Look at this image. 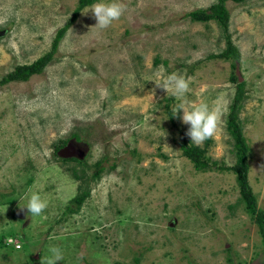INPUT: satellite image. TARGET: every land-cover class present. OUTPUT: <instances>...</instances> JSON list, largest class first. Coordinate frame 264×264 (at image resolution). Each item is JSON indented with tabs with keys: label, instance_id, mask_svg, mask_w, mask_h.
I'll return each mask as SVG.
<instances>
[{
	"label": "rangeland",
	"instance_id": "obj_1",
	"mask_svg": "<svg viewBox=\"0 0 264 264\" xmlns=\"http://www.w3.org/2000/svg\"><path fill=\"white\" fill-rule=\"evenodd\" d=\"M118 2L126 10L110 27L94 28L85 8L39 75L0 85V264H44L51 247L63 254L58 264H264L235 176L217 170L235 163L225 123L242 83L248 183L264 211V0L227 2L225 34L188 16L215 0ZM77 4L0 0V80L49 53ZM226 35L238 61L208 58L225 50ZM172 72L190 78L188 100L221 111V130L206 140L211 171L183 156L188 126L173 117L177 99L156 87ZM67 139L83 151L80 162L55 157ZM96 162L103 171L94 180ZM83 189L76 209L70 201ZM32 193L47 202L40 216L21 210Z\"/></svg>",
	"mask_w": 264,
	"mask_h": 264
},
{
	"label": "trees",
	"instance_id": "obj_2",
	"mask_svg": "<svg viewBox=\"0 0 264 264\" xmlns=\"http://www.w3.org/2000/svg\"><path fill=\"white\" fill-rule=\"evenodd\" d=\"M242 1L244 0H215L214 4H212L209 8L190 12L188 13V16L193 22L207 23L209 21H214L219 25V27H221L222 32L225 34L228 27L227 24L229 22V12L226 9V3H241ZM97 2L98 0H78L77 7L73 11L71 18L64 24L63 27L57 30L55 38L51 43L50 52L31 65L19 66L15 68L13 71L7 74L6 77L0 80V85H5L11 82H26L31 76L39 75L43 71V68L48 63H50L53 53H55L58 47L59 41H61L65 32L75 22L80 12ZM224 39L226 45L225 50H223L218 55H212L208 58H219L222 60L231 59L238 61L239 54L230 42V37L226 35ZM231 81H237V77L233 75ZM244 96V85L242 83H237L234 91V96L228 108V114L225 123L226 131L233 142L232 148L234 149L233 153L235 156V163L230 167H219L217 168V170L227 171L234 174L237 186L239 188L241 202L244 203L245 212L250 216V219L256 226L257 231L261 236L262 244L264 246V211H261L257 208L256 198L253 195L248 183L249 160L251 159L252 151L247 140L245 139V137H243L241 131L242 124L238 119V114L242 108ZM168 113L169 116H171V112ZM184 131H187V128ZM72 137L76 142H78L80 139L77 134L72 135ZM69 141L70 139H67V141H62L59 146L54 148L55 157H57L56 152L61 147H64ZM204 143L205 145L201 149L200 147L194 146L192 143H189L186 140L185 135L183 133H180V148L182 149L183 156L189 160L194 170L197 172L211 171L216 165L214 161H211V159L206 156V148L208 147L209 142L207 143V141H205ZM76 161L80 162L78 160ZM100 162H96L94 164L95 172L92 175V179L94 180L98 179L101 172L103 171ZM80 192V194L75 196L70 201V204H74L76 209L81 207L85 202V199L88 197V192H86V189H83ZM71 209L72 206L66 208L69 213H75L77 211H73Z\"/></svg>",
	"mask_w": 264,
	"mask_h": 264
},
{
	"label": "clouds",
	"instance_id": "obj_3",
	"mask_svg": "<svg viewBox=\"0 0 264 264\" xmlns=\"http://www.w3.org/2000/svg\"><path fill=\"white\" fill-rule=\"evenodd\" d=\"M125 10L126 5L118 2V0H112L110 3L98 2L93 4L90 12L96 21L94 28L106 29L110 27L113 22L121 18ZM161 71H163L162 65ZM156 87L171 92L177 99L178 103L172 108L173 117L177 118L183 125L188 126L185 135L190 138L192 144L200 146L206 140L216 138L222 125L221 111L217 107H210L203 100L190 101L187 99V94L190 92V78L172 72L163 80L162 84H157ZM179 113L182 115H178ZM117 171H122V169H117ZM111 179L119 181L120 177L113 173ZM25 199H27V205L21 210H26L32 216H40L47 208V202L42 200L37 193H32L30 196L26 194ZM8 244L13 246L11 243ZM48 251L50 255L45 258L44 264H58L63 259V254L58 247H51Z\"/></svg>",
	"mask_w": 264,
	"mask_h": 264
},
{
	"label": "water",
	"instance_id": "obj_4",
	"mask_svg": "<svg viewBox=\"0 0 264 264\" xmlns=\"http://www.w3.org/2000/svg\"><path fill=\"white\" fill-rule=\"evenodd\" d=\"M5 34V31H0V37ZM240 80V78H239ZM57 157L60 159H77L81 160L84 157V153L80 148L72 141H69L64 147L60 148L57 152Z\"/></svg>",
	"mask_w": 264,
	"mask_h": 264
},
{
	"label": "built area",
	"instance_id": "obj_5",
	"mask_svg": "<svg viewBox=\"0 0 264 264\" xmlns=\"http://www.w3.org/2000/svg\"><path fill=\"white\" fill-rule=\"evenodd\" d=\"M8 243L13 244L15 249H19L20 248L19 243L17 241L9 240Z\"/></svg>",
	"mask_w": 264,
	"mask_h": 264
}]
</instances>
